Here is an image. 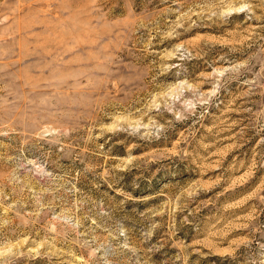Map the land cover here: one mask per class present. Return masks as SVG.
I'll use <instances>...</instances> for the list:
<instances>
[{
  "label": "rangeland",
  "instance_id": "rangeland-1",
  "mask_svg": "<svg viewBox=\"0 0 264 264\" xmlns=\"http://www.w3.org/2000/svg\"><path fill=\"white\" fill-rule=\"evenodd\" d=\"M0 264H264V0H0Z\"/></svg>",
  "mask_w": 264,
  "mask_h": 264
}]
</instances>
